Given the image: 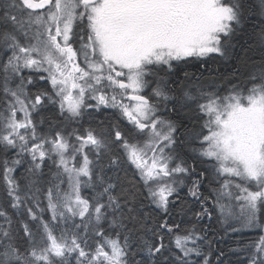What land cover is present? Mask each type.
I'll list each match as a JSON object with an SVG mask.
<instances>
[{
    "label": "snow or ice",
    "instance_id": "1",
    "mask_svg": "<svg viewBox=\"0 0 264 264\" xmlns=\"http://www.w3.org/2000/svg\"><path fill=\"white\" fill-rule=\"evenodd\" d=\"M250 17L246 0H0V264H212L176 222L188 198L264 233V47L222 88L178 75L228 58ZM244 250L264 264V234Z\"/></svg>",
    "mask_w": 264,
    "mask_h": 264
},
{
    "label": "trees",
    "instance_id": "2",
    "mask_svg": "<svg viewBox=\"0 0 264 264\" xmlns=\"http://www.w3.org/2000/svg\"><path fill=\"white\" fill-rule=\"evenodd\" d=\"M249 8L251 9V17L250 19L243 25L242 30H238L236 35L231 39L230 43L232 45L231 54L228 58H222L218 55H214V59H206L204 61H196L190 59L186 65H181L178 71V75L180 77L183 76L184 72H189L194 74L197 77L202 78V82L206 84H215L217 87H224L226 86V81L223 78L231 77L233 73L234 67L237 66L238 62L242 60L246 55L252 56L253 59L259 60V51L261 47L264 45L261 44L258 33L260 32L261 28H264V16L260 15L259 9V0H246ZM255 26V27H254ZM163 75V73H161ZM175 78V77H173ZM236 79H232V83H236ZM106 115H113V114H105V112H101L96 114L97 120L105 119ZM115 116V115H113ZM121 126L125 129H130L124 122L123 119L120 121ZM192 123H195L197 127L202 124V119L197 120L193 118ZM47 126V125H45ZM189 127L191 124L188 125ZM180 136V133L177 134ZM139 138V137H137ZM181 139H184L181 137ZM192 147H199L198 144L192 145L188 143H183L176 146L175 151L182 156L189 164L193 163L196 154L192 153ZM10 153L5 156L3 153H0V161L10 158ZM12 156V155H11ZM206 165H200V167H204ZM24 169L20 168L16 171L15 175L17 178L21 177ZM47 171V169H46ZM131 172V169L129 170ZM0 172H2V167H0ZM2 191V188H0ZM201 191L205 196L209 195V190L207 187L202 188ZM181 195H186L185 191L181 192ZM210 201H208L207 207L209 208ZM235 206V204H234ZM190 207L191 211H185L184 213L180 212L179 206L174 211V215L176 220L182 214L184 219H189V221H184L180 223L181 229L184 228H191L193 225H196L197 229H202L203 231L201 234H204L205 241L207 245L209 244L212 249V254L210 259L212 260V264H217L216 256L219 255L220 252H223L224 255L221 257V261L223 264H246L247 258L243 253H232L231 251L238 249L245 246V241L248 239V234L240 235H226L227 231L221 229L219 218L215 219L214 213L211 214V218L209 219L208 216H204L201 219H198V222L195 224L192 223L190 225H186L187 223H191L194 221V217L190 218L189 213H192L196 210L197 207H200L199 203L194 200H187L186 209ZM47 218V216L45 217ZM221 219L223 220L224 217L222 216ZM208 231V236L205 234ZM260 230H255V235L253 232L249 234V237L253 239L257 238L259 235ZM254 240V241H255ZM245 253V251H244Z\"/></svg>",
    "mask_w": 264,
    "mask_h": 264
},
{
    "label": "rangeland",
    "instance_id": "3",
    "mask_svg": "<svg viewBox=\"0 0 264 264\" xmlns=\"http://www.w3.org/2000/svg\"><path fill=\"white\" fill-rule=\"evenodd\" d=\"M206 134V133H205ZM237 209L239 210V206H238V204H237ZM212 210L214 211V215H215V219H217V218H219L220 219V221H222V223L220 224V227H221V229H224V230H226L227 231V234L226 235H234V234H236V235H240V234H242V236H244V234H248L247 236H248V239L244 242L245 243V246L243 247V248H239V250L238 249H235V250H233V251H231L232 253H236V254H238V253H243L244 255V258H245V256H246V253H244V249H245V247L250 243V242H253V240H255V238L253 239L252 237H249V234L250 233H254V234H252V236H254L255 235V230L256 229H247V228H240V226L238 225V224H236L235 222H232V226L233 227H235V228H238L239 229V231H237V232H232V231H230L229 229H228V226H227V224H225V222H224V219L222 220L221 219V217H222V215L219 213V211H218V209L216 208V207H214V206H212ZM198 222V219L197 218H195V224ZM206 235H207V233H205ZM262 234H264V233H261V232H259V235L257 236V238H259V236L260 235H262ZM204 235V234H203ZM208 236V235H207ZM256 241V240H255ZM203 251L205 252V253H207V252H209V251H211V254H212V249H211V247H210V245L208 244L207 245V243H206V241H205V239H204V241H203ZM193 259L195 260V259H198V258H196V257H193ZM246 264H247V261H246Z\"/></svg>",
    "mask_w": 264,
    "mask_h": 264
},
{
    "label": "flooded vegetation",
    "instance_id": "4",
    "mask_svg": "<svg viewBox=\"0 0 264 264\" xmlns=\"http://www.w3.org/2000/svg\"><path fill=\"white\" fill-rule=\"evenodd\" d=\"M73 46L76 47V48H79L80 45H79L78 38H77V41L74 43ZM213 55H216V54H213ZM190 59H193V60H196V61H204V60H206L207 58H200V59H197V58H190ZM190 59H189V60H190ZM78 62L81 63V66H84V64H83V57H82V56H81V57H78ZM26 74H27V73H26ZM45 75H46V74H45ZM41 84L44 85V82L41 81ZM220 87L222 88V86H220ZM149 92H150V89L146 90L145 93H143V94L147 95ZM89 102H90V103H94V101H89ZM124 102H125V103H130L131 101H129V100L127 99V97H125V101H124ZM88 111H92V110H88ZM101 112H105V114L118 115V110H117V109H106V110H102ZM101 112H98L97 114H99V113H101ZM122 119H123V118H122ZM204 119H206V117H204ZM87 120H88V117H87V114H85V117L83 118V121H82V122L85 123V127H87V123H86ZM123 122H124L129 128H131V125L129 124V122H128L126 119H123ZM202 123H203V119H202ZM74 126H76V125H74ZM46 128H47V126L43 125V126H41V129H40V130H46ZM10 154L13 155V153H11V152H10ZM11 155H10V157H11ZM182 191H185V193L187 194V187H185ZM188 199L193 200L192 198H188ZM233 204H234V203H233ZM235 204H236V203H235ZM236 205H237V204H236ZM212 206L216 207V208L218 209L219 213L221 214L219 207L216 206V205L213 203L212 200L210 201V204H209V211L211 212V214L214 213V211L212 210ZM208 218L210 219L211 216H210V217L208 216Z\"/></svg>",
    "mask_w": 264,
    "mask_h": 264
},
{
    "label": "bare ground",
    "instance_id": "5",
    "mask_svg": "<svg viewBox=\"0 0 264 264\" xmlns=\"http://www.w3.org/2000/svg\"><path fill=\"white\" fill-rule=\"evenodd\" d=\"M199 210H200V207H197L195 211H199ZM189 215H190V218H193V217H194V221L191 222V223H187L186 225H190V224H192V223L195 222V218H196V217L193 215V212H192V213H189ZM184 221H189V219H188V218H187V219H184V217H183L182 214H181L180 217L176 220V222L179 223V224L182 223V222H184ZM207 234H208V231H207Z\"/></svg>",
    "mask_w": 264,
    "mask_h": 264
}]
</instances>
